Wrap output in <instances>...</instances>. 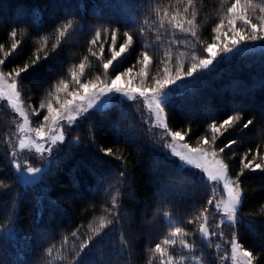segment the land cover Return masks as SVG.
Returning a JSON list of instances; mask_svg holds the SVG:
<instances>
[{
  "label": "snow or ice",
  "instance_id": "obj_1",
  "mask_svg": "<svg viewBox=\"0 0 264 264\" xmlns=\"http://www.w3.org/2000/svg\"><path fill=\"white\" fill-rule=\"evenodd\" d=\"M204 7L63 0L0 20V264H264V217L245 211L251 177L264 192V0H221L214 17ZM242 59L253 83L205 100ZM146 151L152 196L141 200L134 162ZM66 172L76 195L91 193L87 224L44 203ZM33 189L30 235L21 207Z\"/></svg>",
  "mask_w": 264,
  "mask_h": 264
},
{
  "label": "trees",
  "instance_id": "obj_2",
  "mask_svg": "<svg viewBox=\"0 0 264 264\" xmlns=\"http://www.w3.org/2000/svg\"><path fill=\"white\" fill-rule=\"evenodd\" d=\"M59 2H63V0H0V20H14L21 15L27 14L31 11V8L35 4H40L42 7L47 6L45 9V15L53 11V6ZM96 2V0H89V3ZM221 0H203L205 5L203 11L205 14L214 17L216 12L219 10ZM4 37V32L0 31V38ZM205 38H207V33H205ZM139 43V42H138ZM95 63V60L93 61ZM127 64L122 65V67H126ZM256 71L255 63L251 59H242L236 64L229 66L224 74L217 79L211 80L208 85L205 87V96L204 99H211L213 101H218L222 96H230L232 94L233 88L236 86V82H243L247 85H251L253 83L251 77L252 74ZM261 100V96L259 92H257L253 103L255 105H259ZM193 108L199 109L201 107L200 102H196L192 105ZM223 110V109H221ZM188 111L187 109L181 111L177 110L173 115L172 124L177 125L181 124L187 117ZM3 117L0 116V119ZM195 130V129H194ZM259 131V125L255 129H253V134ZM103 135L104 140L103 143H107L112 139L111 134L107 131L101 133ZM259 140H255L249 143L248 139H245L246 146H255V143H258ZM111 146V145H109ZM245 149L241 148L238 151L243 152ZM153 157L151 153L145 152L142 155V164L139 162H134L137 164V168L135 171V180L137 184V195L141 200L146 198H151V184L149 183L148 177V166L152 163ZM232 167L234 170L237 168V164L233 163ZM56 177H52V180H55ZM76 179H80L77 175ZM251 179V188L249 192V201L248 207L245 209L246 212H252L256 214V218L260 219L264 217V192L260 191V177L253 176ZM53 191L48 194V199L44 201L47 205L50 201H58L62 204L66 212L58 217V220H62L66 225H70L75 227L76 224L81 222V218L83 217L84 222L87 224L91 222L92 217L97 213L92 212L91 209L87 216H84V208L87 206L85 200H91V193L86 192V195L81 198L76 195L81 192L82 186L78 187L74 182L73 174L71 172H66L59 174V182L52 186ZM40 194V189L30 190L27 194V199L21 207V220L23 227L26 232H29L31 227V219L30 212L32 211V204L35 202V198ZM94 202V201H93ZM0 222H3V218H0ZM257 229H259V225H256ZM247 228V222L241 226L240 235L245 240H251L254 238V234L248 231H245ZM31 235V233L29 232ZM155 235V234H154ZM148 237L145 236L143 239L142 247L147 246ZM139 264H143L141 260Z\"/></svg>",
  "mask_w": 264,
  "mask_h": 264
}]
</instances>
